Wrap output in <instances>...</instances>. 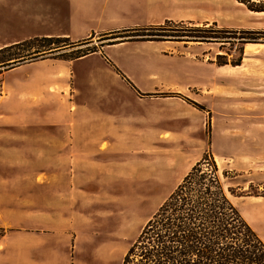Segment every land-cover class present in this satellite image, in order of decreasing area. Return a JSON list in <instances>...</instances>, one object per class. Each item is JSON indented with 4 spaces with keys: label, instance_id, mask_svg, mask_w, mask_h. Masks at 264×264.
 Instances as JSON below:
<instances>
[{
    "label": "rangeland",
    "instance_id": "1",
    "mask_svg": "<svg viewBox=\"0 0 264 264\" xmlns=\"http://www.w3.org/2000/svg\"><path fill=\"white\" fill-rule=\"evenodd\" d=\"M201 1L202 8L197 12L204 17L212 10L216 16L212 21L221 27L264 28V12L248 10L244 0ZM182 2L183 5L171 6L172 10L186 11L189 8V11H194V8L188 7L187 2ZM64 3L65 0H0V45L41 35L44 31L55 28L58 20L54 15L59 11L64 13ZM212 21L191 22L201 25ZM103 33L79 40L81 42L68 48L66 52L75 54L78 49L86 50L94 46L96 51H104L110 47L106 45H112L105 43L133 34L131 31L123 34ZM163 41H170L161 44L166 51L156 48L154 51L158 55L151 58L147 57L150 49L134 50L128 47L124 49L125 56L118 62L103 54L121 78L120 73L124 75L121 68H125L127 73H139L137 79L143 84L148 71L172 73L170 76L175 73L184 76L196 74L200 79L192 87L189 84L184 94L176 91L177 85L155 86L147 94L145 85H135L138 89H133L127 81L123 80L126 85L121 86L122 82L109 79L108 75L106 77V84L118 91L115 98L109 97L107 100L118 102L121 99L137 108L131 135L124 133L123 138H127L123 141H102L100 147L106 149L105 153L101 157L90 159L92 167L96 169L93 168L92 174H89L92 188L87 191L89 198L85 204V236L89 237L88 241L92 244V234L97 226L103 235L102 240L114 251L113 264H119L128 246L159 204L191 166L208 153L220 172L227 171V177H222V181L226 190H231V193L228 192L230 201L264 242V46H260L264 44H244L241 63L232 66L230 61L237 55L235 46L225 44L221 48L217 43ZM133 50L139 54L138 57L131 56ZM217 54L224 55L220 60H226L227 64L218 66L215 63ZM198 68L203 73H194ZM1 75L0 95L4 91V78ZM18 76L19 74L14 73L6 77L14 94L0 99V108L6 100L13 101L14 95L18 97V90L14 87ZM174 93H179L181 97L173 95ZM87 97L91 100L92 94L88 92ZM69 110H74V106L71 105ZM45 111L28 108L25 116L27 119L40 118L44 114L49 116L50 112ZM9 113L10 117L18 118V110ZM3 115L4 112L0 110V117ZM50 120L58 123L64 119ZM64 132L61 128L56 131L43 130L45 137L47 134L62 135ZM21 134L32 136L28 138L27 145L33 144L29 140L36 134L34 128H24L22 131L18 124L0 126L1 148L10 151L6 157L0 158V181L8 182V185L0 186V206L5 210L4 225L10 226L18 223V194L25 193L29 201L30 193L34 192L29 187L26 191L18 188L20 177L26 176L29 182L33 180L34 167L37 165V159L29 148L27 151L18 150ZM129 137L133 139L130 140ZM48 160L44 159V162ZM69 161L72 163V159ZM56 162L63 166L66 159H56ZM46 164L48 165L46 162L43 166ZM24 172L26 174L23 175ZM38 176L37 180L43 175ZM54 177H58L60 182L68 181L67 174ZM47 182L49 181L46 180L45 183ZM56 187L57 185L49 183L42 190L44 201L41 208H49L45 205L46 201L56 195L79 192L55 190ZM37 192L41 191L37 189ZM38 207L40 208L39 205ZM10 228L6 230L0 226V236L5 230L15 234L18 227Z\"/></svg>",
    "mask_w": 264,
    "mask_h": 264
},
{
    "label": "crops",
    "instance_id": "2",
    "mask_svg": "<svg viewBox=\"0 0 264 264\" xmlns=\"http://www.w3.org/2000/svg\"><path fill=\"white\" fill-rule=\"evenodd\" d=\"M182 1L65 0L64 13L59 11L54 15L58 20L56 27L44 31L41 35L66 37L75 42L89 37L92 33L159 24L166 19L195 22L216 19L212 10L204 17L197 12L202 8L201 0H184L194 11H189V8L186 11L172 10L171 6L183 5ZM12 42L3 43L0 47ZM165 42L170 41H123L106 45L110 47L104 51L100 49L77 58L46 57L3 72L1 76L4 78V91L0 99L14 94L9 81H6V77L14 73L19 74L18 81L14 83L18 97L14 95L13 101L6 100L2 104L0 110L4 115L0 117V126L18 124L22 131L24 128H34L36 134L29 140L33 141V144L27 145L28 138L32 136L21 134L18 150L27 151L29 148L37 159V165L34 167L32 181L29 182L26 176L20 177L19 190L26 191L29 187L34 192L30 193L29 201L25 193L18 194V223L4 225L5 210L0 206V226L6 230L18 227L15 234L5 230L0 236V264H113L114 251L102 240L103 235L97 226L92 234V244L88 241L89 237L85 236V204L89 198L87 191L92 188L89 174H92L93 168L96 169L92 167L90 159L101 157L105 153L106 149L100 147L102 141H123L127 138H123V135L130 134L135 126L133 121L137 118V108L136 105L121 99L118 102L107 100L109 97L115 98L118 92L106 84L107 75L109 79L122 82L121 86L127 82L111 68L103 54L118 62L125 56L124 49L128 47L134 50L150 49L147 57L151 58L158 55L154 49H161V44ZM134 50L131 56L138 57L139 54ZM161 50L166 51V48ZM121 70L134 86L145 85L146 93L151 92L155 86L177 85L176 91L184 94L189 84L192 87L200 80L196 74L184 76L175 73L170 76L172 73L148 71L146 82L143 84L137 79L139 73H127L125 68ZM194 73L203 72L198 68ZM88 92L92 94L91 100H88ZM71 105L74 110L70 112ZM28 108L50 113L49 116L44 114L40 118L27 119L25 114ZM12 110H18V118L10 117L9 111ZM50 118L64 120L58 124ZM60 128L65 130L62 135L51 133L45 137L43 134L44 129L56 131ZM108 136L114 137L110 139ZM129 139L132 140L133 137ZM1 147L0 142V158H4L10 151ZM44 159L49 160L44 162ZM56 159H66L65 165H57ZM69 159H72V163ZM46 162L48 165L43 166ZM78 166L82 167L78 169ZM61 174H67L68 181L60 182L58 177H54ZM38 175L43 176L37 180ZM46 180L49 182L45 183ZM49 183L57 185L55 190L79 192L56 195L46 201L45 205L49 208H41L44 201L42 190L47 188ZM3 184L8 185V182L0 181L1 187ZM37 189L41 192H37Z\"/></svg>",
    "mask_w": 264,
    "mask_h": 264
},
{
    "label": "trees",
    "instance_id": "3",
    "mask_svg": "<svg viewBox=\"0 0 264 264\" xmlns=\"http://www.w3.org/2000/svg\"><path fill=\"white\" fill-rule=\"evenodd\" d=\"M243 3L250 11L264 12V0H244ZM130 31L133 34L105 44L127 40L208 42L217 43L221 48L229 44L235 46L237 53L230 61L232 66L241 63L244 44H264V28H226L215 21L198 25L191 21L164 20L159 24L103 34ZM79 42L60 36L35 35L4 45L0 47V75L38 59H73L96 51L94 46L78 49L75 54L66 52ZM222 56H215L218 66L227 64L226 60H220ZM120 75L136 89L129 79ZM173 95L181 97L179 93ZM222 177H227V171L220 172L211 154H205L195 162L141 227L121 264H264V242L230 201L228 192L231 190H226Z\"/></svg>",
    "mask_w": 264,
    "mask_h": 264
}]
</instances>
